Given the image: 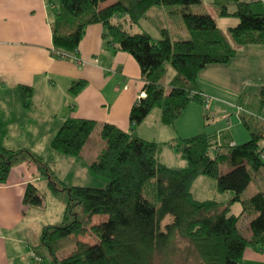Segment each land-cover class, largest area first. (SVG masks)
I'll use <instances>...</instances> for the list:
<instances>
[{"label": "trees", "instance_id": "trees-1", "mask_svg": "<svg viewBox=\"0 0 264 264\" xmlns=\"http://www.w3.org/2000/svg\"><path fill=\"white\" fill-rule=\"evenodd\" d=\"M49 1L58 4L51 10L52 45L60 52L58 56L75 54L85 27L100 23L114 48L137 62L144 95L130 108V131L66 117L50 141L55 151L78 156L99 126L104 146L88 166L108 180L105 187L66 186L38 155L27 148H7L0 141V183L6 181L14 164L29 159L47 177L52 192H64L67 197L63 223L46 226L41 232L35 251L42 259L40 264H241L246 247L262 249L264 187L247 199L241 193L249 185L252 171L264 166L260 157L264 124L252 126L243 120L250 138L241 144H220L217 135L206 133L170 140L185 161L177 169L159 161L160 144L133 133L154 108L160 109L162 122L169 125L189 101L203 103L198 72L209 63H226L235 55L236 47L214 17L191 10L201 0H114L104 6L101 3L106 0ZM232 2V11L226 5L218 9L220 16L237 18L228 28L229 37L237 45L264 44V14L252 11L251 0ZM169 5L174 7L173 14L180 15L188 39H171L166 29L160 30L157 39L145 31L130 30L146 18L150 8ZM168 69L173 75L166 82ZM84 85L85 81L76 80L69 92L75 95ZM18 90L22 104L28 106L31 87L19 85ZM257 98L264 107V86L258 88ZM199 176L212 178L216 191H232L233 196L225 204L194 198L191 186ZM24 202L41 204L33 184H28ZM236 202L250 216L249 238L240 232V216L230 211ZM167 217L169 221L163 224Z\"/></svg>", "mask_w": 264, "mask_h": 264}, {"label": "crops", "instance_id": "crops-1", "mask_svg": "<svg viewBox=\"0 0 264 264\" xmlns=\"http://www.w3.org/2000/svg\"><path fill=\"white\" fill-rule=\"evenodd\" d=\"M110 2L113 0H106L101 6ZM251 2L254 13L264 14V0ZM210 3L212 6L215 1L210 0ZM57 5L56 1L49 0H0V141L13 150L27 148L50 169L51 158L69 157L50 147V140L66 117L94 120L98 125L109 123L130 131V108L138 99L144 82L135 59L114 48L100 23L84 29L75 52L85 61L83 64L58 56L52 45L51 11ZM230 6L229 11H232L233 2ZM213 7L216 13L211 15L221 30L216 16L223 20L231 15L220 16L218 6ZM172 9L154 6L146 18L130 30H147L145 32L157 39L160 30L166 29L170 38L176 40L171 37L168 27L160 26L158 19L156 24L148 23L150 32L144 27L146 19L160 11L167 16L166 20L170 19ZM236 22L225 25V32ZM189 37L188 31L182 32V39ZM228 39L236 47L235 55L226 63H209L197 74L198 87L205 96L203 103L189 101L181 115L169 125L162 122L160 109L154 108L134 127L133 133L140 139L161 145L158 156L161 163L179 167L174 158L162 159L164 148L170 147L167 143L172 139L206 133L217 135L220 144L235 145L250 138V130L243 120L251 124L248 116L254 121L253 110H258L261 124H264V107L259 105L257 98L258 88L264 86V44L237 45ZM172 75L168 69L166 82ZM76 80L85 81V85L74 95L69 92V87ZM19 85L32 89L28 106L22 104ZM261 124L256 122L254 126ZM92 137L96 138L91 141L100 142L99 126L90 134L89 138ZM88 145L89 142L83 147L87 157H83L84 154L77 156L84 165L95 159L104 143L99 150ZM179 160L185 165L184 160L180 157ZM205 177L199 176L196 180L204 185L208 182ZM57 179L66 186L75 185ZM28 184L37 188L41 204L24 202ZM63 193L52 192L47 177L32 160L20 161L10 168L6 181L0 183V264H37L32 254L37 251L43 228L58 224L61 216L63 219L66 206ZM57 199L62 200L63 208L59 204L54 214L51 207L56 205ZM250 235L249 230L244 236L249 238ZM241 264H264V246L260 250L246 247Z\"/></svg>", "mask_w": 264, "mask_h": 264}, {"label": "rangeland", "instance_id": "rangeland-1", "mask_svg": "<svg viewBox=\"0 0 264 264\" xmlns=\"http://www.w3.org/2000/svg\"><path fill=\"white\" fill-rule=\"evenodd\" d=\"M214 1H215V3L211 6L210 0H203V2L201 4L192 6L191 10L194 12L210 13L212 15H215L216 9L213 6H218L217 8L219 9V7L221 5H226L230 9V7H231L230 5L232 3V0H214ZM168 7L174 8V7H171V5H169ZM161 12L162 11H160V13H156L155 15H150V17L148 19H146L147 22L145 21L146 22V25L144 26L145 29H148L150 32L151 26H148V23L151 22V25L156 24L157 23L156 19H158L160 26L164 25L163 27H168L170 29L172 38L182 39V32H184V31L187 32V29L185 28L180 15L169 13L170 17H168V18H170V19L166 20L167 16L165 14H164L165 16H163ZM216 19L220 23L219 26H220L222 32L224 34H226V36L228 38H230L229 35L227 34L228 31L225 32L226 30L224 29V26L225 25L226 26L232 25L231 23H234L235 20L237 21V18L229 16L223 20L222 19L219 20V17L216 16ZM163 20H165V21H163ZM145 31H147V30H145ZM253 112L255 113V116H256V117H253L254 121H253L252 117L248 116V119L250 120L251 124H253L252 126H254V124H256V122L261 124L262 121L259 118L260 116H258V110H255V111L253 110ZM94 138H96V137H92L91 139L89 138V140L87 141V142H89L88 146H90L92 149L99 150L101 145H103L104 141L100 137L98 138V140H100V142L99 141H94V142L91 141ZM101 142H102V144L100 145ZM169 142L170 141H168L167 144L170 147L164 148V153L162 154V159L165 161L167 158H170V159L174 158L177 161L176 166H179V167H171V166L170 167L176 168V169L183 167L184 162L179 160L177 152L173 149V147L169 144ZM50 147H51V145H50ZM160 148H161V145H160ZM83 150H85V149L82 148V150L80 151V154H84L83 157H87L86 152H83ZM53 151H55V150L53 149ZM55 152L59 153L57 151H55ZM59 154H62L64 156L65 155L69 156L70 158L69 157L66 159L51 158V163H53V164L50 163V165H52L50 167L53 170V175L56 176L57 178L59 177L61 180L65 181L67 185H72L73 183H75V185L91 186V187H98V188L105 187L107 185L108 180L104 177L95 175L91 171V169L89 168V166H88L89 164L84 165L85 163L81 159V157H77L75 155L66 154V153H64V154L59 153ZM90 156H91V154H90ZM82 161L84 164L82 163ZM89 161H90V159H89ZM168 163H169V165H173V164H170V162H168ZM174 165H175V162H174ZM205 178L208 180V182H206L204 185H202L200 183V181H197V180H195L193 182L192 189H191L193 197H195V198H206V199L207 198L217 199L222 204L227 203L229 198L233 196V192L232 191H226V192L220 193V192L216 191V189H215L214 180L212 178H209V177H205ZM212 184L214 185V187L212 186ZM263 187H264V166L261 167L259 169V171H255V172L252 171L251 181H250L249 185L247 186V188L241 193L242 199L249 198L250 196H252L257 191H261L263 189ZM65 197H66V195H65ZM147 197L150 199V196H147ZM66 201H67V199H66ZM59 204H61V207L63 208L62 200L57 199L56 205L54 207H51L52 213L55 214L56 207ZM75 211L78 213V216L81 217V215H82L81 210L76 207ZM230 211L232 213H235V214L240 216V218H239L240 232L243 235L247 236L249 233V230H250L249 229L250 216L248 215V212L244 213L242 210L241 204H239L237 202L231 206ZM98 218H99V216H96L95 220H98ZM58 219H60V220H57L58 225L62 224L63 223L62 216L59 217ZM168 221H169V217H167L162 223L165 224ZM81 237H82L81 239H84L85 236H81Z\"/></svg>", "mask_w": 264, "mask_h": 264}, {"label": "built area", "instance_id": "built-area-1", "mask_svg": "<svg viewBox=\"0 0 264 264\" xmlns=\"http://www.w3.org/2000/svg\"><path fill=\"white\" fill-rule=\"evenodd\" d=\"M55 52H56V54L60 53L59 51H56V50H55ZM61 54L63 55L62 57H66V58L72 59L74 62H76L78 64H83L85 62L84 60L78 58L75 54H72V55H66V54H63V53H61ZM143 95H144V92L141 91L139 93V96H143ZM260 157H261L262 160H264V151L260 154ZM32 257H33V259H34V261L36 263L40 264L42 262V259L40 258L39 255L33 253Z\"/></svg>", "mask_w": 264, "mask_h": 264}, {"label": "bare ground", "instance_id": "bare-ground-1", "mask_svg": "<svg viewBox=\"0 0 264 264\" xmlns=\"http://www.w3.org/2000/svg\"><path fill=\"white\" fill-rule=\"evenodd\" d=\"M137 63V62H136Z\"/></svg>", "mask_w": 264, "mask_h": 264}]
</instances>
